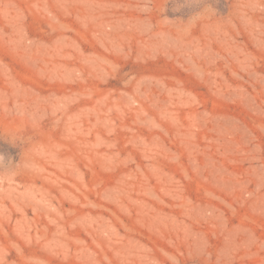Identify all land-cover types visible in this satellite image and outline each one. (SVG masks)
<instances>
[{
    "label": "rangeland",
    "instance_id": "1",
    "mask_svg": "<svg viewBox=\"0 0 264 264\" xmlns=\"http://www.w3.org/2000/svg\"><path fill=\"white\" fill-rule=\"evenodd\" d=\"M0 264H264V0H0Z\"/></svg>",
    "mask_w": 264,
    "mask_h": 264
}]
</instances>
